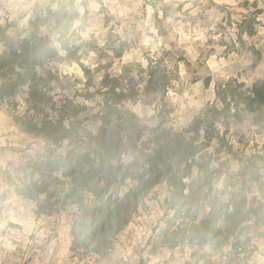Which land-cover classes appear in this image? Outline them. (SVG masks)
I'll list each match as a JSON object with an SVG mask.
<instances>
[{
    "label": "rangeland",
    "instance_id": "obj_1",
    "mask_svg": "<svg viewBox=\"0 0 264 264\" xmlns=\"http://www.w3.org/2000/svg\"><path fill=\"white\" fill-rule=\"evenodd\" d=\"M59 9L69 17L58 25L67 31L74 59L56 41L61 36L57 24L38 31L59 52L45 65L60 78L45 88L53 118L52 109L67 102L85 105L78 116L82 127L96 129L91 115L99 109L97 101H83L75 93L85 82L83 68L93 72L95 88L121 79L124 86L132 81L142 89L152 75L163 90L131 99L123 108L153 128L164 106L165 126L175 132L189 128L208 107L222 108L217 84L236 81L248 92L264 82V0H0V28L8 26L13 41L27 38L35 14L49 17V11ZM3 50L0 43V55ZM27 96L28 88L22 87L0 97V264H264V196L258 184L264 182V107L240 111L226 126L217 123L223 140L214 139L208 149L213 153V194L226 204L244 200L250 215L234 237L213 249L192 244L183 229L173 235L175 227L203 220L208 207L192 197L184 214L166 211L170 193L162 184L144 199L107 254L96 255L71 250L76 208L61 205L58 172L44 178L47 171L39 168L41 176L33 180L49 184L47 194L36 200L17 196L8 185L23 184L21 169L42 161L46 152L61 158L69 151L66 142L49 146L16 126L14 117L26 112ZM231 108L236 110L233 103ZM170 223L174 228L168 229ZM165 239L170 243L162 244Z\"/></svg>",
    "mask_w": 264,
    "mask_h": 264
},
{
    "label": "trees",
    "instance_id": "obj_2",
    "mask_svg": "<svg viewBox=\"0 0 264 264\" xmlns=\"http://www.w3.org/2000/svg\"><path fill=\"white\" fill-rule=\"evenodd\" d=\"M49 17L35 14L30 20L29 37L13 41L7 34L8 26L0 28V43L4 50L0 55V97H10L19 88L27 87L26 112L14 117V123L29 136L41 138L49 146L67 143L69 151L61 158L48 151L42 161L29 163L22 168L26 180L21 185L7 181L15 187L17 196L36 200L48 192L47 181L33 177L41 176L39 168L47 174L58 172L55 180L62 185L60 202L64 207H75L76 218L72 224L71 250L82 249L96 255H105L113 240L127 227L144 199L153 189L162 184L169 188L166 211L184 214L189 199L195 197L208 207V213L200 222L183 224L174 228L173 235L187 231L188 239L195 245L222 247L250 221L245 202L233 199L226 204L213 194V153L209 147L214 139L222 141L217 123L228 120L238 112L252 113L264 107V82L250 91L242 84L228 81L217 84L215 93L222 104L221 109L208 107L189 128L175 132L165 126L164 106L158 111L157 125L148 128L139 117L123 108L131 99L161 92L156 82L145 83L142 89L131 82L124 86L121 79H114L108 87H94L93 72L83 68L85 82L76 96L83 101H97L99 109L91 115L97 124L95 130L82 127L79 115L87 110L85 105L67 102L53 108L56 117L48 115L52 106L49 96L51 82L60 78L45 65L58 58V49L38 31L48 23L61 22L67 13L63 9L49 11ZM66 28V27H63ZM56 31L61 36L56 40L69 59L74 53L65 39L67 31ZM210 79L205 80L209 86ZM47 88V89H45ZM93 88V90H92ZM231 103L235 106L232 112ZM48 112V113H47ZM203 133V134H202ZM27 169L31 170L28 174ZM9 178V176H7ZM260 193L264 196V182L259 181ZM183 229V230H182ZM171 236V235H170ZM165 239L162 244H169Z\"/></svg>",
    "mask_w": 264,
    "mask_h": 264
}]
</instances>
